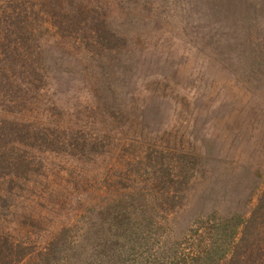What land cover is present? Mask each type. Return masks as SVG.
<instances>
[{
    "label": "rangeland",
    "instance_id": "rangeland-1",
    "mask_svg": "<svg viewBox=\"0 0 264 264\" xmlns=\"http://www.w3.org/2000/svg\"><path fill=\"white\" fill-rule=\"evenodd\" d=\"M212 2L0 0V264H264V0Z\"/></svg>",
    "mask_w": 264,
    "mask_h": 264
},
{
    "label": "trees",
    "instance_id": "trees-1",
    "mask_svg": "<svg viewBox=\"0 0 264 264\" xmlns=\"http://www.w3.org/2000/svg\"><path fill=\"white\" fill-rule=\"evenodd\" d=\"M212 6L215 7L214 11L216 12L220 8L221 4H220V2L219 3L218 2L215 3L214 0H213ZM82 17H84V16H82ZM87 17L90 18L91 20H93L96 17H98V13L93 11V14H90V15L87 14ZM139 20L141 21L142 19H139ZM105 38H107L108 41H111L110 42V46L111 47H113V46L121 47V46H124V45H127L128 44V42L126 41V39L123 36H121V33L118 32V31H116V30H111L110 32H108V34L105 36ZM118 49L119 48H116L115 53L116 52H119ZM228 241L230 242L231 239H228ZM223 243L224 242L222 241L221 238L215 239L212 242L213 245H215V244L221 245ZM228 247H229V245H228ZM255 249H256V244H250L249 241L244 240V238L241 237L240 240L238 242H236V244L234 246V250L232 252L233 253V256L232 257L238 259V261H237L236 264H239V261H241V260H243L245 258L244 255H243L244 253L247 254V256H248V254H251V252L254 253V250ZM253 260H254V258H253ZM215 262H217V260H215ZM227 262H228L227 264H231V260L230 261H227Z\"/></svg>",
    "mask_w": 264,
    "mask_h": 264
}]
</instances>
